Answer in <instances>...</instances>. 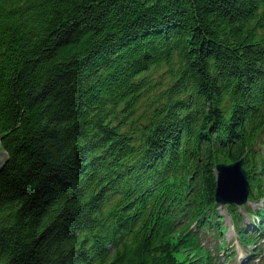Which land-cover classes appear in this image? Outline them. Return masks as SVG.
<instances>
[{
    "label": "trees",
    "instance_id": "16d2710c",
    "mask_svg": "<svg viewBox=\"0 0 264 264\" xmlns=\"http://www.w3.org/2000/svg\"><path fill=\"white\" fill-rule=\"evenodd\" d=\"M0 148V264H217L216 162L264 230V0H0Z\"/></svg>",
    "mask_w": 264,
    "mask_h": 264
},
{
    "label": "water",
    "instance_id": "95a60500",
    "mask_svg": "<svg viewBox=\"0 0 264 264\" xmlns=\"http://www.w3.org/2000/svg\"><path fill=\"white\" fill-rule=\"evenodd\" d=\"M8 161V154L0 148V171ZM216 182L214 198L220 204L241 205L247 201L249 195V183L246 170L243 167V159L233 162H218L215 165Z\"/></svg>",
    "mask_w": 264,
    "mask_h": 264
},
{
    "label": "rangeland",
    "instance_id": "374dc122",
    "mask_svg": "<svg viewBox=\"0 0 264 264\" xmlns=\"http://www.w3.org/2000/svg\"><path fill=\"white\" fill-rule=\"evenodd\" d=\"M7 153V152H6ZM8 154V153H7ZM9 159V157H8ZM244 206H249L251 209H257L258 207L262 206L261 201H253L249 200L246 204L243 206L238 207V211L242 214L243 217L241 219L243 220V223L246 225H249L252 223V220L254 219V216L247 213ZM228 205H220L218 207L219 214L222 217L221 219V225L225 227L224 232L221 234L222 241L226 244V248H231L235 252V255L227 264H237L238 260H243L244 258V252L250 248V246H242V244L239 242L237 237V230L233 223L232 213L228 209ZM235 212H237V209H235ZM200 232H206L207 234V241L206 243L210 246H213L215 238L208 237L209 234H212L209 229L207 230H200ZM210 232V233H209ZM220 241V237L217 239V242ZM242 254V255H241ZM241 255V257H239ZM257 261V260H256Z\"/></svg>",
    "mask_w": 264,
    "mask_h": 264
},
{
    "label": "bare ground",
    "instance_id": "6f19581e",
    "mask_svg": "<svg viewBox=\"0 0 264 264\" xmlns=\"http://www.w3.org/2000/svg\"><path fill=\"white\" fill-rule=\"evenodd\" d=\"M157 155H159V156H162V154H157ZM164 156H170V153H168L167 151H166V154L164 155ZM162 157H158V158H156V159H153V160H159V159H161ZM165 161L166 160H164V161H162V163H160L161 165H164L165 164ZM135 169H137L136 167H135ZM139 170V169H138ZM101 171V170H100ZM137 171V170H136ZM149 172H151L150 170H149ZM159 172V170H155V171H153L152 172V174H157ZM143 177H144V179H146V177H147V175L145 174V175H142ZM181 206H183V205H181ZM178 219V218H177ZM146 223L145 222H143V225H145ZM171 226H169L168 227V229L170 228ZM246 233H250V234H257L258 235V233L256 232V231H254V230H252V229H248V230H246L245 231ZM74 246V245H73Z\"/></svg>",
    "mask_w": 264,
    "mask_h": 264
}]
</instances>
